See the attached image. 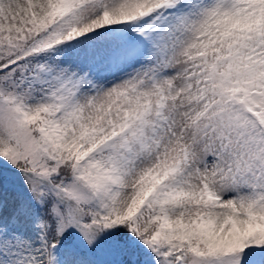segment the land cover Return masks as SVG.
Returning <instances> with one entry per match:
<instances>
[{
	"label": "snow or ice",
	"instance_id": "1",
	"mask_svg": "<svg viewBox=\"0 0 264 264\" xmlns=\"http://www.w3.org/2000/svg\"><path fill=\"white\" fill-rule=\"evenodd\" d=\"M0 264H264V0H0Z\"/></svg>",
	"mask_w": 264,
	"mask_h": 264
}]
</instances>
